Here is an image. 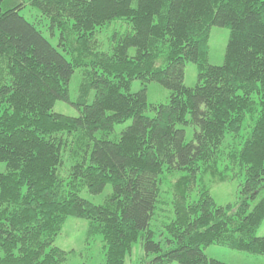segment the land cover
<instances>
[{
  "label": "trees",
  "instance_id": "1",
  "mask_svg": "<svg viewBox=\"0 0 264 264\" xmlns=\"http://www.w3.org/2000/svg\"><path fill=\"white\" fill-rule=\"evenodd\" d=\"M116 20L104 47L97 34ZM213 25L229 30L219 65L208 62ZM151 81L166 100L147 101ZM57 100L78 115L54 112ZM116 115L131 123L112 136L97 121ZM0 161V264H64L68 251L53 242L68 217L87 221V240L101 237L104 264H126L138 240L152 256L142 264H227L205 255L211 244L264 255V0H0ZM166 173H177L170 201ZM205 175H242L238 200L217 204ZM106 185L101 203L79 194ZM168 203L156 240L150 222Z\"/></svg>",
  "mask_w": 264,
  "mask_h": 264
},
{
  "label": "rangeland",
  "instance_id": "2",
  "mask_svg": "<svg viewBox=\"0 0 264 264\" xmlns=\"http://www.w3.org/2000/svg\"><path fill=\"white\" fill-rule=\"evenodd\" d=\"M20 14L24 16L29 22H32L38 27L44 37H46L52 45H56V37L51 38L47 30V22L40 17L39 12L32 8L26 7L21 10ZM121 23L120 20L112 21L108 25L102 27L97 34V39L102 46H106L107 37L115 29H119ZM125 24V23H124ZM127 24L123 25L126 28ZM229 30L227 27L213 25L210 28L208 38V62L214 65L222 63L224 50L228 38ZM132 49H130V52ZM81 69L76 68L69 81V93L72 98H75L77 93V86L80 79ZM196 65L193 62H187L184 67V85L192 87L196 84ZM141 81L135 79L131 83L130 90L132 92L137 91L141 88ZM168 90L161 86L156 81L147 82L146 95L149 103L163 102L168 97ZM93 97V91L89 94L88 103L91 102ZM54 112L61 114L76 116L78 110L76 107L68 104L64 101L57 100L52 108ZM148 111L147 114H151ZM101 126H112V136L120 133L126 126L131 123V119H123L122 116L116 115L109 118H102L97 121ZM251 122V121H250ZM247 124V122H246ZM186 135L185 140L189 141L192 139L193 128L191 126L185 127ZM249 130V128H248ZM243 137L246 135L245 131H242ZM68 166L66 158H63V165L61 166V172L63 173L65 168ZM6 170V163L0 161V172ZM177 177V173L167 174L162 180L160 189L161 197L164 200L170 201L172 196L173 183ZM202 182L208 188V191L214 198L215 202L219 205H225L227 203L236 202L239 197V190L243 182L242 175H236L230 180L215 182L208 176H201ZM214 181V182H212ZM111 191V186L106 185L104 190L99 194H90L85 189L80 191V195L93 203H101L105 196ZM164 211H160L159 217L150 222V227L155 232L156 240H162L163 232L161 228V222H166L168 217H172L171 204H164L162 206ZM169 212V216L166 213ZM86 228L87 221L82 218L68 217L60 233L55 237L53 242L54 246H57L65 251H68L66 261L64 264H104L103 247L101 237L97 236L94 240L86 239ZM256 234L258 236L264 235V219ZM203 252L210 258L217 259L227 264H264V255L255 254L246 251H240L232 249L225 245L211 244L203 248ZM151 255L146 257L141 247L140 241L134 243L131 254L126 258V264H142L145 259H151ZM167 264H177V262H170Z\"/></svg>",
  "mask_w": 264,
  "mask_h": 264
}]
</instances>
